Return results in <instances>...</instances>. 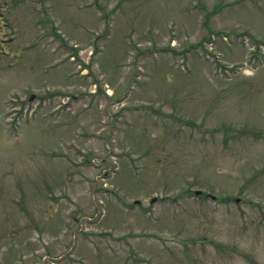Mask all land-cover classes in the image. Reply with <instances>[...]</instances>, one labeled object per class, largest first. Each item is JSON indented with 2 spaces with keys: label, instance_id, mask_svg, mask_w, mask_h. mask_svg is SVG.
<instances>
[{
  "label": "rangeland",
  "instance_id": "1",
  "mask_svg": "<svg viewBox=\"0 0 264 264\" xmlns=\"http://www.w3.org/2000/svg\"><path fill=\"white\" fill-rule=\"evenodd\" d=\"M0 264H264V0H0Z\"/></svg>",
  "mask_w": 264,
  "mask_h": 264
},
{
  "label": "water",
  "instance_id": "2",
  "mask_svg": "<svg viewBox=\"0 0 264 264\" xmlns=\"http://www.w3.org/2000/svg\"><path fill=\"white\" fill-rule=\"evenodd\" d=\"M32 98H33V97H32ZM32 98H31V99H32ZM198 194H199V193H198Z\"/></svg>",
  "mask_w": 264,
  "mask_h": 264
}]
</instances>
